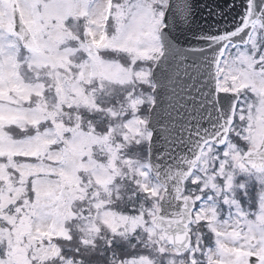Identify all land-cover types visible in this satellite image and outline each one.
<instances>
[{"label": "snow or ice", "instance_id": "1", "mask_svg": "<svg viewBox=\"0 0 264 264\" xmlns=\"http://www.w3.org/2000/svg\"><path fill=\"white\" fill-rule=\"evenodd\" d=\"M0 264H264V0H0Z\"/></svg>", "mask_w": 264, "mask_h": 264}, {"label": "water", "instance_id": "2", "mask_svg": "<svg viewBox=\"0 0 264 264\" xmlns=\"http://www.w3.org/2000/svg\"><path fill=\"white\" fill-rule=\"evenodd\" d=\"M180 75H181V78H183V72L182 71H181ZM177 83H179V81ZM177 91H179L178 88H177Z\"/></svg>", "mask_w": 264, "mask_h": 264}]
</instances>
